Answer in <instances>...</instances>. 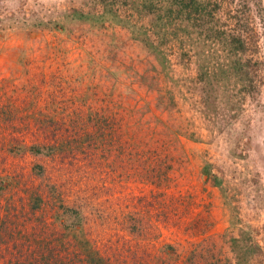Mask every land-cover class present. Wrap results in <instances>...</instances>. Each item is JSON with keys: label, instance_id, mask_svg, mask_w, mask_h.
<instances>
[{"label": "rangeland", "instance_id": "1", "mask_svg": "<svg viewBox=\"0 0 264 264\" xmlns=\"http://www.w3.org/2000/svg\"><path fill=\"white\" fill-rule=\"evenodd\" d=\"M124 15L0 0V264H264L262 72Z\"/></svg>", "mask_w": 264, "mask_h": 264}, {"label": "trees", "instance_id": "2", "mask_svg": "<svg viewBox=\"0 0 264 264\" xmlns=\"http://www.w3.org/2000/svg\"><path fill=\"white\" fill-rule=\"evenodd\" d=\"M123 1L125 7L113 5L114 3L122 5ZM123 1L98 0L100 9L109 7L112 10H122L126 13L124 17L131 20V24L139 23L143 26V33L145 32L147 36L156 35L157 38L165 39L164 27L157 28L156 25L160 24L153 20L155 13L165 24L169 19L174 24L176 19L182 16L184 25L187 26L189 23L188 26L192 27L201 39L220 42L224 49L234 54L235 68L242 71L241 68L245 66L249 68V75L256 73L259 75L262 72L260 76L262 80L264 79V71H261L256 64L257 61L252 59L260 45L261 34L255 29L253 17L247 11V0H242L241 8L233 4L234 0H136L132 5L128 2L127 6L125 0ZM257 5L259 12H264V0H258ZM256 86L255 83H249L252 90ZM96 259L102 260L99 256ZM91 260V264H96L95 259Z\"/></svg>", "mask_w": 264, "mask_h": 264}]
</instances>
